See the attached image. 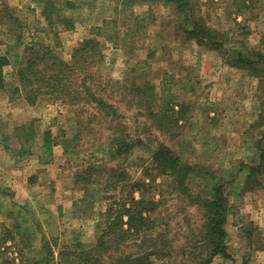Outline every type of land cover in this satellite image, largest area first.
<instances>
[{"label":"rangeland","instance_id":"1","mask_svg":"<svg viewBox=\"0 0 264 264\" xmlns=\"http://www.w3.org/2000/svg\"><path fill=\"white\" fill-rule=\"evenodd\" d=\"M44 1L0 0V251L7 264H62L60 250L92 248L109 204L139 196L130 188L137 180L148 183L143 196L157 200L148 233L155 264L192 260L203 198L214 195L227 199L228 255L210 264H264V167L250 173L264 148V79L228 63L231 48L264 52V0H194L196 15L224 34L221 50L187 39L171 3L50 0L46 18ZM87 38L99 41L101 58L90 67L92 80L79 74L74 81L80 99L75 91L27 103L16 75L24 61L47 47L70 61ZM145 105L171 122L159 128ZM160 146L194 171L171 176L154 158ZM109 180L119 184L110 188ZM5 235L11 238L2 241Z\"/></svg>","mask_w":264,"mask_h":264},{"label":"trees","instance_id":"2","mask_svg":"<svg viewBox=\"0 0 264 264\" xmlns=\"http://www.w3.org/2000/svg\"><path fill=\"white\" fill-rule=\"evenodd\" d=\"M152 1L164 4L171 3L175 6L176 10L183 16L184 24L181 26V29L184 31L187 39H194L200 45L212 43L215 48H220V50L224 46V42H226V39L223 38L224 34L206 24L201 16L196 15V11L199 9L196 1ZM51 12L52 3L50 0H45L42 6V14L46 18H50ZM228 51L235 56V59L228 61V63L234 66H241L249 74L264 79V52L254 48L246 49V51L231 48ZM100 58L99 41L94 38L84 39L75 47L70 61L60 58L58 55L53 54V52L51 53L48 47L40 54H36L30 59L27 58L24 64L16 71L20 86H23L25 101L33 104L42 94H64L65 96L70 92L74 93L77 90L74 82L77 76L83 74L85 78H88L87 80H92V74L89 71L90 67ZM5 63L6 58L0 56V66ZM84 82L85 79H82V84ZM138 87H132L139 91L138 95L146 93V87ZM85 88L86 90L88 89L86 86ZM76 96L80 99V94L77 91ZM76 96H74L75 99H77ZM138 100L140 101L139 98L136 99V101ZM145 106L148 107L147 105ZM151 109V107H148L147 111L155 119L156 125L159 128L163 127V123L167 125L171 122L164 111L159 113L161 110L157 109L151 112ZM49 137L50 132L47 131L46 138ZM52 144H57V141H54ZM154 158L163 164L160 165L165 167V170L168 168L169 174L175 178L177 176L184 178L189 170L194 171L193 167L180 163L178 157L164 146H160L155 150ZM262 166L264 167V148L260 151V161L256 166L257 170L253 168L250 170V173L258 171ZM250 173L247 174L248 178L251 175ZM108 184H111L110 188H116L119 182L113 183L109 180ZM145 185H148V183L140 180L133 181L130 188L132 191L138 192L139 196H131L128 199L121 195L109 204L105 212V225L99 232L95 245L92 248L81 249L77 253L75 251L60 250L58 252L57 263L62 261V264H155L153 256L159 255V253L155 247V243H152L153 239L148 236V233L154 225L155 218L151 217V213L156 208L157 200L154 197L143 196V187ZM127 200L130 202L127 203ZM203 200L204 219L200 225L198 231L199 240H197L200 248H197L199 250L192 256V260H182L174 264H210L216 255H228L225 243L227 234L223 228L227 215V199L222 195H214L213 197L203 198ZM112 204L116 205L114 210ZM6 238L11 237L5 235L1 237V240L4 241ZM147 242H149L150 248L144 247ZM44 244L45 240L42 244V251L33 249L35 255L39 256L40 252L43 253ZM125 245H142L143 248L136 254L125 253L121 249ZM51 258L53 259V255ZM0 259H2L0 262L7 264V257L2 251H0Z\"/></svg>","mask_w":264,"mask_h":264}]
</instances>
